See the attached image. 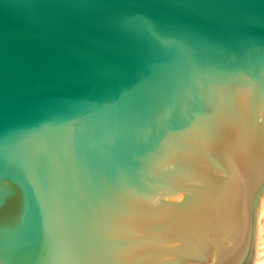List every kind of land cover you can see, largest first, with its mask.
<instances>
[{"label": "water", "instance_id": "1", "mask_svg": "<svg viewBox=\"0 0 264 264\" xmlns=\"http://www.w3.org/2000/svg\"><path fill=\"white\" fill-rule=\"evenodd\" d=\"M0 264H264V0H0Z\"/></svg>", "mask_w": 264, "mask_h": 264}]
</instances>
